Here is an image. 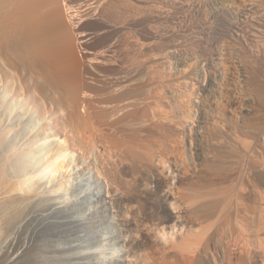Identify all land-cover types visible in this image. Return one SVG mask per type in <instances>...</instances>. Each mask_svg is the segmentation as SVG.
Segmentation results:
<instances>
[{
	"label": "bare ground",
	"instance_id": "bare-ground-1",
	"mask_svg": "<svg viewBox=\"0 0 264 264\" xmlns=\"http://www.w3.org/2000/svg\"><path fill=\"white\" fill-rule=\"evenodd\" d=\"M250 2L243 5L237 12L229 5L217 10L219 11L218 15H216V11L214 13L216 18L219 16L222 21L227 22L228 20L230 21V18L235 19L237 16V18L239 17V19L236 18L237 20L247 24V28L250 29L248 32L246 31L247 35H243L241 27L239 29V25L235 26V22L232 24L233 27L235 26V30L233 31L234 28L232 29V27L229 29H232L231 31L234 32L238 39L244 37L245 41L246 38L249 40L246 41V44L251 50V58H254V61L252 60L253 58L251 61L256 62L257 65L259 64L258 66L260 67L264 65V10H261L262 8L260 9L257 6L258 4ZM154 3V0H0V87L3 89L0 95V264H136L133 256L135 254V252L133 254V250H135V247L132 249L133 244L140 250L146 246L147 240L153 239V241H156V238L154 240L153 237L150 238L151 234H148L150 233L148 231H152L151 229L146 231L150 236L146 242L144 241L145 238H140L141 234L139 236L141 240L137 241V238L133 241L134 237L131 239L125 235L126 232L129 233L131 230V228L128 230V226H131V224H128L129 221H124L122 217L126 206H129L134 201V198H132L130 192L122 187L119 178V165H123V167H125L124 164L127 165L126 158L128 153L127 149H125L126 152L124 151L123 153L127 154L126 156L122 155L121 148L117 149L119 144L117 147L112 146L113 144L109 146L107 140L109 134L107 136L105 134V131L112 124H117V126L121 124L117 122L121 114L123 116L124 112L129 113L131 110V120H134L133 116L136 117V120L140 118V121L144 118L150 123H155L154 126L156 125L155 127L156 129L158 127V130L163 127L162 125H166L164 121L160 122V124L155 122V115H160V113L158 115L156 112L154 114L153 107L155 105L153 107L150 104V106L144 105L143 101L141 102L144 105L143 107L139 108L136 105V101H138L135 100L136 91L131 92L132 89L136 88L134 85L137 82L135 81L136 83H134L132 81L134 78H122L124 71L126 72L127 69L128 71L132 69L134 71V65L136 68L137 61L135 62L134 58L138 51L137 48L141 44L139 45L136 40L134 31L139 27L138 20H140V17L144 16V18H147L159 13H156V8L153 6ZM150 20L148 19V21ZM232 21L234 20L231 19L230 23ZM230 23L228 22V24ZM238 23L240 24L239 21ZM88 26H91V28ZM243 31L245 32L244 27ZM149 41L141 45L142 50L146 54H149L153 47V43ZM220 51L216 55L220 56ZM134 62L135 64L133 65ZM146 62H148V65L153 64V60L150 57L148 61L146 58ZM124 66H128L131 69L126 67V70L121 72L122 74L120 73L121 77L119 72ZM148 67L146 66V68ZM129 72L131 74V71ZM93 84L101 85V88L109 85V93L105 92L103 88V90L101 89L108 95L100 97L103 92L101 91L102 93L99 94V90L97 92L96 89L100 87L94 88L96 85L93 87ZM102 111H107L109 116H106L105 112L103 113L104 116H102ZM122 116L121 118H123ZM124 116L128 117V114L125 113ZM144 119L143 122H148L144 121ZM113 120L116 121L114 122ZM42 121H45L43 122V129L30 136L36 126H38V123L40 124ZM126 121L125 124H127ZM123 123L122 125H124ZM175 125L177 124L172 125L171 128L177 129L179 127ZM149 126H152V124ZM28 136L29 138L26 140ZM23 140L26 141L24 149L19 147ZM40 141L47 142V146L35 147V144ZM94 151L97 153V163L94 164L91 161L94 164L93 168H90L89 165L86 166V169L89 171L88 174L94 172L97 180L99 182L101 180L105 184L104 190L103 188L95 189L93 193L89 194L79 192V196L74 195L72 198L75 199L73 200L69 198L68 205L64 206L61 200H67L68 195L67 193V196L62 194L61 191L65 190V187L64 185L62 186L59 177H63L62 181L64 183L67 180L64 169H66L65 172H68L71 164H73L74 170L78 167L75 160L69 163L67 157L77 153L81 157V165L84 163L91 164L88 161ZM45 153L48 154L47 157ZM122 159H125L124 161L127 163H122ZM84 169L77 171H79V178H83L86 181V176L84 177V175L87 171ZM42 176L48 177L49 180L51 179L52 183L56 182L55 185L50 186L54 189L48 192L50 193L49 195H47L46 191L47 186L44 188L45 184ZM158 186L160 199L165 204H169L170 193L163 190L164 187L160 183ZM76 189L74 187L69 189V195L75 194ZM240 191L242 192L243 190L240 189ZM90 195L94 198H89ZM88 199L89 201L92 200V202L90 201V205L86 206L85 201H88ZM135 208L132 207V209ZM84 211L85 216L82 219L81 215ZM227 215L225 214L226 217ZM232 215L230 214V216ZM170 218L179 219L176 216ZM227 218L230 217L228 216ZM84 221L87 222L83 224ZM254 223H251L252 226ZM82 224L85 225L83 228ZM107 225L116 228L117 233L113 234L112 241L124 246L125 251L123 249L122 256L116 255L109 258L105 252L103 254L96 249L90 250L97 244L94 241L95 235L101 234L102 228ZM254 229L252 227V230ZM257 230L259 233L260 230L258 228ZM201 233H198L199 237ZM219 233L221 232L219 231ZM127 237L129 238L127 239ZM256 238H253V242L258 241L255 240ZM184 240L183 236L176 243H172L174 246L170 245L183 255H187L189 253L185 254L186 251L184 252V244L186 243V241L184 243ZM193 241L195 242V240ZM216 241L218 240L216 239ZM196 242H198L197 239ZM261 243L258 244L260 247L258 246L257 252L264 255V246ZM165 244L167 245L168 243L165 241ZM194 244L196 245L197 243ZM186 246L188 248L187 244ZM197 248L195 250H198ZM106 250L108 251V249ZM191 254L194 255L196 253L191 251ZM257 258L260 257L257 256ZM255 261L257 260L255 259ZM140 262L143 263V260H140ZM257 263L259 262L257 261Z\"/></svg>",
	"mask_w": 264,
	"mask_h": 264
},
{
	"label": "rangeland",
	"instance_id": "rangeland-1",
	"mask_svg": "<svg viewBox=\"0 0 264 264\" xmlns=\"http://www.w3.org/2000/svg\"><path fill=\"white\" fill-rule=\"evenodd\" d=\"M154 1L156 4L154 3L153 6L156 8V13L159 12L158 14L160 16L154 14L151 17L144 18L143 15H140L143 17H140V20H138L139 27L135 30L136 32L134 31L136 33L134 36L139 45L148 43L150 39L149 42L153 43L151 52L146 54L140 45L137 48L139 55L136 53L137 57L135 56L134 58V61H137V69L135 68L134 62V71L133 69L129 70L131 74L128 69H125L126 67L130 68L128 66H124L119 74L126 70V72L128 71V75L124 71L125 75L121 73L123 75L122 77L120 74L121 77L135 79L132 81L134 83L137 82L134 85L137 89L134 88L131 92L136 91V96L132 93L135 96V100H138L136 101V105L139 108L144 105H151L152 107L155 105L153 107L156 110H153L154 114L157 113L159 115L160 113V117L155 115V122H159L160 124V122L162 123L164 121L165 123H163L166 125H162L163 127L161 128L165 130L163 131L161 128L158 130V127L156 129V125L154 126L155 123H150V121L144 118V121L148 122H143V119H141V122L140 118H137V120L139 119L137 123L136 117L133 115L134 120H131V110L129 113L124 112L123 116L122 114L119 116L117 121L121 123L118 124L119 129L117 124H114L117 129L112 124L113 126L107 127L109 130L107 129L105 131L106 136L109 134V138L107 139L109 146L113 144L112 146L117 147L119 144L117 149L121 148L122 155L124 154L126 156L128 153L127 158L125 156L124 158H126L129 164L124 161L125 159H122V163H127V165L124 164L125 167L119 165V178L122 187L130 192L132 198H134V201L131 203L132 205L126 206L122 217L124 221H129L128 224H131V226H128V230L130 228L131 230L129 233L126 232L127 234L125 233V235L131 239L134 237L133 241H135V238H137L136 241L145 238L144 241L146 242L150 236L154 240L156 238V241H153V239L150 241L147 240L145 243L146 246L140 250L133 244L132 249L135 247V250H133V254L135 252L133 255L135 257L134 261H136V264H194L195 262V264H256L257 261L259 262L257 264H264V255L257 252L258 244L262 242L261 244L264 246V226H262L264 224L262 223L264 222V65H261L262 68L256 62L251 61L253 57L251 58L250 55L252 53L246 44V41L249 40L246 38L245 41L244 37L238 39L234 32L231 31L235 26L239 25L238 28L240 29L241 27L243 35H247V32L250 30L247 28V24L237 20L239 19L237 16H234L235 19L230 18V21H222L219 16L216 18L214 13L216 11V15H218L219 11L217 10L229 5L237 12L238 9L250 1L254 4L256 3V5L258 4L257 6L260 9L262 8L261 10H264V0ZM148 19L151 20L148 21ZM231 19L234 20L232 23H230ZM238 21L242 24L241 26ZM233 23L235 25L234 27L232 26ZM231 27L232 29L230 30L229 28ZM243 27L245 32L243 31ZM220 28L221 30L223 29L222 32H220ZM149 29L153 32L151 33ZM227 30H230L229 33ZM148 34H151L153 38ZM219 51L221 52L220 56L216 55ZM211 55L212 57L209 58ZM149 57L153 60V64H149L151 66L153 65L152 67L146 62V58L148 61ZM252 60L254 61V58ZM145 65L150 68H146ZM132 71L136 73L134 74ZM95 85L93 84V87ZM100 86L96 85L94 88ZM102 88L96 89L97 92L99 90V94L103 92V95L100 94V97H104L109 93V85L105 87L108 91L103 88L108 93L102 91ZM2 90L0 87V95ZM157 102L163 107L159 106ZM138 104L141 105L139 106ZM103 113L109 116V114L107 115V111H102V116H104ZM125 113L128 114V117L124 116ZM120 118L121 120H119ZM125 120H127V124H125ZM131 121L133 125H131ZM43 122L45 121L40 122V124L38 123V126L35 128L36 131L33 130L30 136L32 134L35 135L37 131L39 132L43 129ZM150 124L153 127L149 126ZM171 124H177L175 126H179L177 128L178 130L171 128ZM128 125L130 126L128 127ZM112 127L113 129H111ZM28 138L29 136L26 140ZM23 141L19 145L22 149L25 148L24 143L26 142L25 140ZM41 145L47 146V142L40 141L38 144H35V147H40ZM122 148L124 149L122 150ZM125 149H127L126 154L123 153ZM45 155L46 157L48 156L47 153ZM96 159V151H94L88 161L92 165L85 163L81 165V157L77 153L67 157L69 163L75 160L78 167L74 170L73 164H71L68 172H65L66 169H64V174L68 181L66 180L63 183V177H59L62 186L64 185L65 187V190L61 192L62 194L66 195L67 193L68 195H66L67 200H61L64 206L68 205L69 198L71 199L74 195L79 196V192L89 194L93 193L95 189L99 190L103 188L104 190L105 184L101 180L100 182L97 180L94 172L88 174L89 171L86 169V166L89 165L90 168H93L92 166L97 163ZM79 169L87 171L84 175V177L86 176V181L83 178H79V171H77ZM42 178H44V188L47 186L46 191L47 195H49L50 193L48 192L54 189L50 186L55 185L56 182L52 183L48 177L42 176ZM155 181L164 187L163 190L170 193L171 198L169 204H165L160 199L159 186ZM73 187L78 190L76 189L75 194L73 193L70 196L69 189ZM240 189L243 191L241 192ZM89 198L94 197L90 195ZM90 201L92 202V200ZM90 201L89 199L85 201L86 206L90 205ZM224 201L229 204L227 205ZM233 201L235 202L233 203ZM132 207L136 208L132 209ZM225 214H228L227 217L229 216L230 218H227ZM230 214H233L234 217L233 215L230 216ZM238 214L241 215L239 216ZM81 216L83 219L85 211ZM173 216L179 217V219L170 218ZM71 220L73 219L71 218ZM86 222L84 221L82 223L85 224ZM251 223H254L253 226ZM83 224L82 228L85 226ZM242 224L243 226H241ZM252 227L255 229L252 230ZM260 227L263 228L260 229ZM257 228L262 232L259 231L258 233ZM115 229L111 225L104 226L102 228V235L99 233L95 235L96 238L94 241L97 244L90 250L93 251L96 249L103 254L105 252L109 258L116 255L122 256L125 251L124 246L112 241L113 234L115 235L117 233ZM149 229L152 231H148L150 233L146 232ZM105 231L107 232L105 233ZM108 231L110 235H107ZM243 231L245 232L242 233ZM147 233L151 235L149 236ZM198 233H201L200 237ZM239 233H241V236ZM140 234L141 239L139 238ZM254 235L258 237L256 238ZM183 236L185 239L184 243L186 241L184 244V252L186 251L185 254L189 253L187 254L189 258L187 255H183L180 251L178 252L172 247L174 246L172 243H176ZM253 238H256L255 240L258 241H254V243ZM196 239L198 242H196ZM165 241L168 243L167 245ZM194 243L197 244L195 245ZM191 245L193 246L190 247ZM196 248L198 250H195ZM249 248L252 249L250 250ZM253 249L255 252H253ZM167 251H170V253ZM191 251L192 253H196L194 254L195 256L191 254ZM180 255L182 256L180 257ZM257 256L260 258H257ZM190 257L194 258L191 260ZM197 257L199 260L196 259ZM140 260H143V263Z\"/></svg>",
	"mask_w": 264,
	"mask_h": 264
}]
</instances>
